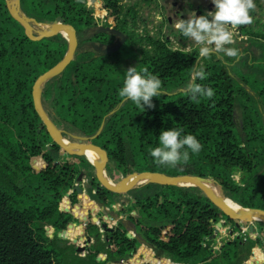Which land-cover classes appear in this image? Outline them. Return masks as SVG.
Instances as JSON below:
<instances>
[{
	"label": "trees",
	"instance_id": "obj_1",
	"mask_svg": "<svg viewBox=\"0 0 264 264\" xmlns=\"http://www.w3.org/2000/svg\"><path fill=\"white\" fill-rule=\"evenodd\" d=\"M124 1L94 0L86 7L85 0H20L21 11L36 22L51 24L60 17L78 32L104 12L106 25L126 36L112 53L92 55L78 46L62 73L44 84L41 100L52 122L64 130V138L76 142V136L93 135L104 121L90 142L106 151V170L114 183L141 171L196 175L211 179L241 207L264 209V69H257L264 67V20L254 18L255 24L241 26L247 45L237 48L238 58L226 59L224 53L223 59L216 53L201 58L195 48L183 52L171 47L169 35L187 38L167 20L157 37L137 30L146 17L136 6H149L152 0ZM254 2L260 14L264 7ZM113 36H108V46ZM66 50L67 39L60 33L30 39L11 17L6 0H0V264L264 261L263 221H254L250 231L247 222L237 225V220L219 216V209L196 186L148 182L125 194L111 192L100 186L86 156L68 155L53 142L34 109L31 89ZM128 66L138 71L147 67L162 81L153 108L143 110L118 96ZM197 68L206 79L196 83L215 92L200 103L186 91ZM170 128H182V137L192 134L202 145L199 153L188 150L189 162L175 168L157 166L149 154L159 146L161 131ZM77 183L81 192L75 190ZM123 195L127 202L119 208ZM101 206L129 220L153 247L155 258L151 247L139 250V241L122 220L106 227L107 240L102 238L108 215ZM219 219L233 224L234 232L241 224L248 232L215 248L216 240L208 236Z\"/></svg>",
	"mask_w": 264,
	"mask_h": 264
},
{
	"label": "clouds",
	"instance_id": "obj_2",
	"mask_svg": "<svg viewBox=\"0 0 264 264\" xmlns=\"http://www.w3.org/2000/svg\"><path fill=\"white\" fill-rule=\"evenodd\" d=\"M215 5L214 12H207L197 16L191 12L187 20L176 19L174 28L183 37L191 39L199 45V56L210 57L213 53H224L228 57L238 58L239 51L235 47H226L235 43L236 30L240 26L251 25L254 17L251 15L256 9L254 0H212ZM209 17L211 19H209ZM243 31V30H242ZM206 79L202 68L193 70L191 83L186 91L190 99L200 103L201 98H212L215 94L211 87L196 83V80ZM162 81L157 75L148 71L147 67H129L125 72V78L118 96L131 100L137 107L144 110V106L153 108V97L161 95ZM182 128H170L162 130L159 135V146L149 149V154L157 166H169L175 168L183 163L187 164L191 153H199L202 145L196 136L187 134L182 137Z\"/></svg>",
	"mask_w": 264,
	"mask_h": 264
},
{
	"label": "water",
	"instance_id": "obj_3",
	"mask_svg": "<svg viewBox=\"0 0 264 264\" xmlns=\"http://www.w3.org/2000/svg\"><path fill=\"white\" fill-rule=\"evenodd\" d=\"M6 5L9 10V13L12 18H14L17 22H19L23 28L25 29L26 35L30 39L40 40L44 37L53 36L58 33L62 34L67 39V50L63 56V58L57 62L53 67L49 70L45 71L44 73L37 76L35 79L32 89H31V96L33 101V106L35 111L38 113L39 117L42 120L43 125L46 127L47 131L49 132L50 136L54 143L58 144L66 154L68 155H84L88 159V161L94 165L95 167V176L97 181L99 182L100 186L106 188L107 190L118 193V194H125L129 190L138 187L139 185L145 183H157L163 185H176V186H196L200 188L207 197L214 203V205L219 209L218 215L221 216L222 214L230 217L231 219L237 220V225L243 222L249 223V230L252 231V223L256 220L264 222V209L260 208H245V210L240 213L236 212L233 209L229 208L224 201L216 198L213 193L205 188L202 185V180L210 181L211 179L201 178L196 175H180V176H172L161 172H153V171H141V172H134L127 177L121 179L119 183H114L109 178H107L106 172V164L108 162L107 153L104 149L100 148L98 145L93 144L90 140L94 139L100 133L103 122L101 123L98 130L89 137H80L76 136L75 138L78 140L76 142H70L66 138L63 137L64 130L59 129L50 119L48 116L45 108L43 107L42 100H41V91L43 89L44 84L52 79L53 77L62 73L65 67L70 63L77 48V38L76 32L72 25L65 24L63 19L57 17L51 24L39 23L36 22L32 18H28L20 9V0H6ZM35 25L36 26H43L44 31L41 33L35 32ZM97 32H108L109 34H116L120 38L117 41V44L114 46H107L105 48L99 47L101 53H112L115 52L121 44L124 42V35L117 29L112 27H105V26H98L95 31ZM110 111V113H112ZM86 151H90L96 156H98V161L93 162ZM81 178V177H80ZM212 181V180H211ZM75 190L77 192H81L78 185H75ZM101 209L103 207L101 206ZM122 224L131 231V233L135 236V238L139 241L140 244L147 245L153 249V247L144 239H142L135 230V227L130 223L129 220L123 219ZM216 225H220L217 222ZM107 224H102V228L105 229ZM218 229H214V232L208 236V238H215V233ZM238 238V237H237ZM141 264H155L144 262Z\"/></svg>",
	"mask_w": 264,
	"mask_h": 264
},
{
	"label": "flooded vegetation",
	"instance_id": "obj_4",
	"mask_svg": "<svg viewBox=\"0 0 264 264\" xmlns=\"http://www.w3.org/2000/svg\"><path fill=\"white\" fill-rule=\"evenodd\" d=\"M165 1L166 0H152L149 6H147L145 2L141 4L143 7H146L150 9L151 11L149 10L148 11L149 13L146 11L144 12L146 19H144L145 23L141 25L140 32L143 30L144 31L147 30L149 33V36L151 37H157V35H159L158 34L159 27H160V23L162 22V14L164 13L162 11L163 9H166V6L164 4ZM170 1L171 3H170L169 10L171 11L172 18L175 20L176 19L187 20L191 12H195L197 16H200V15L206 14L207 12L215 11V5L212 3V0H170ZM255 4H256V9L252 13L256 21L258 18L259 6L257 3ZM101 14H103L102 17H100V15L98 17L93 16L94 24L86 25L85 23V27H81L78 32L77 30H75L76 38H77V47L80 46L83 52L90 51L92 52V55H99L101 53L99 50V47L105 48L108 46L107 43L109 41L108 39L109 35H114L112 37V43L109 46H114L115 44H117V41L120 38L118 35L109 34L108 32H97V33L94 32L95 29L101 25L105 27H111V26L106 25L108 22L107 21L108 17L106 13L102 12ZM172 18L170 16H166V20L168 21L169 25H171L172 23ZM209 19L211 18L209 17ZM112 28L114 27L112 26ZM120 32L124 35V42H125L126 36L122 31ZM100 33H107L108 36L106 37L99 36ZM171 42L172 41L170 39V44ZM147 47L150 48V45H148ZM129 67L130 66H128L127 69ZM120 217H122V215ZM105 223L107 224L108 227H111L108 225L107 220ZM103 238L107 240L105 235H103Z\"/></svg>",
	"mask_w": 264,
	"mask_h": 264
},
{
	"label": "rangeland",
	"instance_id": "obj_5",
	"mask_svg": "<svg viewBox=\"0 0 264 264\" xmlns=\"http://www.w3.org/2000/svg\"><path fill=\"white\" fill-rule=\"evenodd\" d=\"M124 2H128V0H125ZM129 3H131V2H129ZM170 3H171V1L170 0H166L165 2H164V4H165V6H166V9H163V11L162 12H164L163 14H162V22L160 23V24H162V27H161V30L162 31H164L166 28H167V26L165 25V23H164V21L166 20V16H170L171 18H172V14H171V11L169 10V8H170ZM259 4H261V7H264V0H259ZM136 8H138V9H140V10H142V12H148L150 9H148V8H146V7H143L142 5H141V8H139L138 6H136ZM148 9V10H147ZM151 11V10H150ZM260 14L258 13V17H261L260 19L261 20H264V8H263V10H261L260 9ZM149 13V12H148ZM150 18V17H149ZM175 19H173L172 18V23H171V26H172V28L173 29H175L174 28V23H175ZM141 25L142 24H140L139 25V27H137V30L138 31H140V28H141ZM35 32L36 33H41V32H43L44 31V29H46V28H44L43 26H36L35 25ZM241 32H243L244 33V31H241ZM240 32V33H241ZM170 36V39H171V47L172 48H176V49H178V50H180V51H190L191 49H193V48H195L197 51H199V45H197V44H195V42L194 41H192L191 39H188L187 38V41H183V40H181L180 38H179V36L178 35H176V36H174V35H169ZM243 37L242 38H240V35H239V33L238 32H236V34H235V37H234V39H235V43L233 44V45H227L226 47H235V48H238V49H241V46H246L247 45V43H245L246 42V39H247V36H245V35H242ZM245 37V38H244ZM255 49V48H254ZM257 49V48H256ZM256 51H258V50H256ZM216 55H218L217 57L218 58H222L223 59V53H220V54H216ZM227 55H225L224 57L227 59V57H226ZM264 69V67H258L257 69ZM258 85H260V86H262V83H258ZM105 174H106V176H107V178H109L110 179V175H109V171H107L106 170V172H105ZM234 178L238 181L239 180V178H240V176L237 174V175H235L234 176ZM238 178V179H237ZM111 181H113L112 179H110ZM80 181H81V186H83L84 187V190H85V177L84 176H82L81 178H80ZM114 182V181H113ZM77 185H78V187H79V184L77 183ZM126 202H127V195H124V196H122V198L120 199V201H118L117 202V206L119 207V208H121L122 207V205L124 204H126ZM103 207V206H102ZM103 210H104V212L108 215V217H107V223H108V225H113L115 222H117V221H121V220H123L124 218H123V216L122 217H120L121 215H119L118 214V211L117 210H113V209H108V207H103ZM217 222H219V224L220 225H216L217 224ZM213 223V232H214V229H218V231L215 233V239H216V246H219V245H221L222 244V242L223 241H227V242H230V241H232L234 238H236V235L234 236V233H232V231L231 230H233V224H225L224 223V221L222 220V219H219V220H217L216 222H212ZM245 227L244 225H242L241 224V227ZM108 227V226H107ZM101 233H102V235H101V237L103 238V235H105L104 234V230L103 229H101ZM146 248V246H144V244H140V247H139V250L141 249V248ZM138 250V251H139ZM150 250H151V252H152V257H154L155 258V256H154V251H153V249L152 248H150ZM137 255H138V252H137ZM136 255V256H137ZM138 259H141V260H143V255L142 254H139L138 255ZM69 264H80V263H77V262H75V261H71Z\"/></svg>",
	"mask_w": 264,
	"mask_h": 264
},
{
	"label": "bare ground",
	"instance_id": "obj_6",
	"mask_svg": "<svg viewBox=\"0 0 264 264\" xmlns=\"http://www.w3.org/2000/svg\"><path fill=\"white\" fill-rule=\"evenodd\" d=\"M86 153L88 154L89 158L93 161V162H97L98 156H96L95 154H93L90 151H86ZM202 185L207 188L208 190H210L213 195L224 201V203L231 209H233L236 212H240L242 213L245 208L241 207L240 205H238L237 203H234L230 198H228L227 196H225L224 192L222 191L221 187L219 185H217L215 182L213 181H207V180H202Z\"/></svg>",
	"mask_w": 264,
	"mask_h": 264
},
{
	"label": "built area",
	"instance_id": "obj_7",
	"mask_svg": "<svg viewBox=\"0 0 264 264\" xmlns=\"http://www.w3.org/2000/svg\"><path fill=\"white\" fill-rule=\"evenodd\" d=\"M85 6L86 7H92L93 6V4H94V0H85ZM103 16V14H100V17H102ZM242 31V28L239 26L238 27V29L236 30V32H238L239 33V35H240V38H242L243 36L242 35H245V36H247L245 33H243V32H241ZM241 32V33H240ZM245 38V37H244ZM173 49H176V48H173ZM235 175H237V174H235ZM234 175V176H235ZM235 179V178H234ZM238 179V178H237ZM109 226H111V225H109ZM232 231V230H231ZM100 232H101V229H100ZM248 231H247V228H246V226L245 227H241V225H240V228L237 230V231H232V233H234V236L236 235V237H242V236H245L246 235V233H247ZM244 239V238H243ZM217 247H219V246H215V248H217Z\"/></svg>",
	"mask_w": 264,
	"mask_h": 264
},
{
	"label": "crops",
	"instance_id": "obj_8",
	"mask_svg": "<svg viewBox=\"0 0 264 264\" xmlns=\"http://www.w3.org/2000/svg\"><path fill=\"white\" fill-rule=\"evenodd\" d=\"M215 239V238H214ZM216 240V239H215ZM220 246V245H219ZM259 264H264V261L260 262Z\"/></svg>",
	"mask_w": 264,
	"mask_h": 264
}]
</instances>
